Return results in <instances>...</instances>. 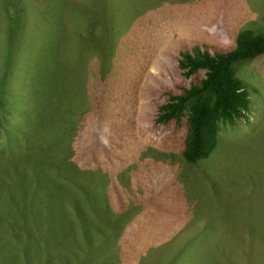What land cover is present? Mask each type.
<instances>
[{"label": "rangeland", "instance_id": "obj_1", "mask_svg": "<svg viewBox=\"0 0 264 264\" xmlns=\"http://www.w3.org/2000/svg\"><path fill=\"white\" fill-rule=\"evenodd\" d=\"M263 11L264 0H0V264H264V54L235 63L249 109L220 123L207 158L181 155L185 117L155 121L203 76L183 77L180 53L264 35ZM163 176L181 183L168 205L186 197L197 215L139 250V226L120 214L151 208Z\"/></svg>", "mask_w": 264, "mask_h": 264}, {"label": "trees", "instance_id": "obj_2", "mask_svg": "<svg viewBox=\"0 0 264 264\" xmlns=\"http://www.w3.org/2000/svg\"><path fill=\"white\" fill-rule=\"evenodd\" d=\"M262 20L264 26V11ZM263 54L264 35L249 29L239 31L235 36L234 47L227 51L211 54L197 45L192 51L180 53L178 66L182 76L195 77L200 70L204 71L203 76L197 83L193 82L189 87H182L179 93L170 95L158 107L155 121L166 125L173 122L180 126L185 117L181 155L186 162L195 163L207 158L216 145L220 123H233L249 109L250 100L245 84L236 76L237 62L261 57ZM75 199L78 203L79 197ZM7 201L11 212L10 201ZM74 207L77 215L86 219L88 213L82 210L81 205Z\"/></svg>", "mask_w": 264, "mask_h": 264}, {"label": "crops", "instance_id": "obj_3", "mask_svg": "<svg viewBox=\"0 0 264 264\" xmlns=\"http://www.w3.org/2000/svg\"><path fill=\"white\" fill-rule=\"evenodd\" d=\"M153 185L152 193L148 197H154L153 202L149 200L151 208L149 206L146 210L142 202V208L139 213L120 214V220L127 222L125 224L126 228L133 223L139 226L138 232H136V236L133 238V245L139 247V250L142 248L140 243L146 245L151 243V235H156L159 231V237H164L162 240L169 239L180 226L189 222V216L196 218L197 215L196 204H186V197H183V201L178 203L177 206L172 207L168 205V188H171L173 191L176 187H180L181 183L166 182V176H163L161 180H158ZM125 208L127 209V207ZM97 216L104 217V215ZM186 263L187 260L185 259L182 264Z\"/></svg>", "mask_w": 264, "mask_h": 264}]
</instances>
